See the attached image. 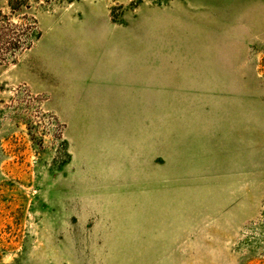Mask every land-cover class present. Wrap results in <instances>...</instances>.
<instances>
[{"label": "rangeland", "instance_id": "1", "mask_svg": "<svg viewBox=\"0 0 264 264\" xmlns=\"http://www.w3.org/2000/svg\"><path fill=\"white\" fill-rule=\"evenodd\" d=\"M0 264H264V0H0Z\"/></svg>", "mask_w": 264, "mask_h": 264}]
</instances>
